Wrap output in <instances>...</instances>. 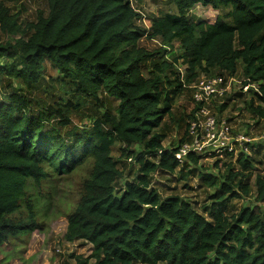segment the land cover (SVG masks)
I'll return each instance as SVG.
<instances>
[{
    "label": "trees",
    "instance_id": "obj_1",
    "mask_svg": "<svg viewBox=\"0 0 264 264\" xmlns=\"http://www.w3.org/2000/svg\"><path fill=\"white\" fill-rule=\"evenodd\" d=\"M16 1L0 0V245L37 226L29 185L90 161L63 233L91 244L76 264H264V207L228 212L227 203L251 195L264 202V175L255 170L264 143H246L249 152L235 161L216 160L217 174L201 168L203 155L176 159L189 122L176 147L162 144L175 94L201 73L234 76L240 67L243 84L255 85L243 104L255 125L264 120V0H168L175 11L153 15L148 29L129 0H44L46 10L29 23L5 4ZM198 3L218 11L214 22L188 18ZM143 37L161 45L150 50ZM168 52L173 63L162 58ZM179 58L183 75L174 67ZM46 62L56 71L49 87ZM37 90L48 99L36 98ZM103 92L116 99L114 111L101 110ZM87 103L97 108L92 126L78 131L70 116ZM116 143L138 164L118 190ZM157 170L184 180L197 173L213 199L199 210L180 195L161 197L150 180ZM23 203L25 220L17 215Z\"/></svg>",
    "mask_w": 264,
    "mask_h": 264
},
{
    "label": "rangeland",
    "instance_id": "obj_2",
    "mask_svg": "<svg viewBox=\"0 0 264 264\" xmlns=\"http://www.w3.org/2000/svg\"><path fill=\"white\" fill-rule=\"evenodd\" d=\"M133 7L140 12V17L137 23L146 29L149 28L152 16L159 15L163 12H174L175 7L168 0H129ZM8 5L13 14L19 13L17 16L18 22L29 23L35 19L38 10H46L44 0H19L16 2L5 3ZM217 10L210 6H203L195 4L188 12L187 16L191 20H205L207 22H214ZM1 39H4V35ZM140 45L148 49H156L161 43L158 39H147L143 37L140 40ZM179 43L175 44L177 47ZM178 52V53H177ZM182 50H174L175 56L181 54ZM164 60H169L173 63V58L170 52L162 55ZM156 57L154 59H162ZM151 64V62L149 61ZM174 67L178 68L181 75L185 72L186 65L182 64V58H179ZM56 75L55 69L49 63H45L44 78L46 85L54 83L50 80ZM225 76L228 84V89L223 96L214 98L210 102V112L216 117L217 120H225L229 126L230 143L234 144V151L231 156H225L218 152L214 155H205L200 160L201 168L206 172L217 174L214 167V162L219 160V163L228 162L229 160L235 161L241 147L246 146L245 143L236 140L238 135L246 136L249 143L261 141L264 143V120H260L259 124L255 125L254 120L251 119L250 114L246 110L243 100L248 98L250 87L255 88V85L243 84V77L240 72V67L233 77H229L226 73ZM200 76V74H199ZM196 81H191L185 84L184 89L179 90L174 97L173 101V116L174 120L165 117L163 124L166 128L165 138L162 141L164 147L171 148L178 145V141L185 137L187 124L190 121L189 115L194 109L193 91ZM246 87V88H245ZM239 93L243 96L238 100L232 99L239 97ZM106 99L103 100L104 108H110L114 111L117 101L112 96H107L102 93ZM34 96L41 100H47L48 96L41 93V90L34 92ZM102 99V98H100ZM233 100V101H232ZM228 105L226 109L220 111V104ZM95 108L91 103L84 104L74 111L71 116V124L78 131L89 128L92 126L93 119L91 116L95 115ZM92 120V121H91ZM62 131H66L64 128ZM247 133V134H246ZM246 134V135H245ZM246 152H249L247 147ZM120 144L116 143L112 146L111 155L117 160L119 169L122 170L121 176L116 182V189H120L127 180L134 178L138 171V164L133 158L123 157L120 154ZM262 153H264L262 151ZM156 160V159H153ZM258 162L255 164V170L264 175V156H258ZM91 168V162L87 161L77 166L72 172L66 174L53 173L51 182L43 180L39 186L29 185L27 193L33 195L35 207V221L37 226L30 231V233L22 234L16 239H12L7 243L0 245V264H76L75 255L89 257L91 254V244L77 239L74 241H66L63 238V233L66 227V216L72 210L81 193V182L88 174ZM197 174V173H196ZM196 174L188 175L187 179L180 178L179 172L168 173L166 171L157 170L151 174V186L155 187L161 197L169 195H180L187 201L191 202L199 210L204 204L209 205L211 199L209 194L212 188L204 184L196 176ZM229 199L228 212L235 211L242 205L247 206L249 203L255 206L264 207V202L254 199L251 195L250 198ZM27 208H22L17 213L18 218L25 220L27 217ZM93 259H89V264H93ZM140 264V263H133Z\"/></svg>",
    "mask_w": 264,
    "mask_h": 264
},
{
    "label": "built area",
    "instance_id": "obj_3",
    "mask_svg": "<svg viewBox=\"0 0 264 264\" xmlns=\"http://www.w3.org/2000/svg\"><path fill=\"white\" fill-rule=\"evenodd\" d=\"M195 81L192 93L195 101L194 109H196V105L199 107L194 112V118L189 121L187 140L179 144L175 152V157L179 163L185 160L189 152L205 156L214 155L218 152L232 154L234 151V144L229 142L231 138L229 126L225 120H217L209 108V104L214 98L223 96L227 91L229 86L225 76L201 73ZM246 136L238 135L236 140L246 145L249 143ZM247 147V145L243 146L239 151L246 152Z\"/></svg>",
    "mask_w": 264,
    "mask_h": 264
}]
</instances>
